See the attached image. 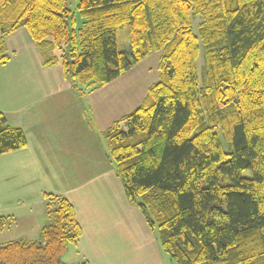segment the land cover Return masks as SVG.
<instances>
[{"label": "trees", "instance_id": "obj_1", "mask_svg": "<svg viewBox=\"0 0 264 264\" xmlns=\"http://www.w3.org/2000/svg\"><path fill=\"white\" fill-rule=\"evenodd\" d=\"M20 28L80 96L159 51V80L104 133L126 198L176 264H264V0H0V66ZM26 145L0 112V155ZM44 206L37 238L0 243V264H68L74 207Z\"/></svg>", "mask_w": 264, "mask_h": 264}, {"label": "crops", "instance_id": "obj_2", "mask_svg": "<svg viewBox=\"0 0 264 264\" xmlns=\"http://www.w3.org/2000/svg\"><path fill=\"white\" fill-rule=\"evenodd\" d=\"M4 44L9 61L0 69L15 74L0 70V112L24 131L27 145L0 155V233L15 225L11 240L35 239L45 218L44 193L61 195L82 230L64 262L165 264L156 230L127 200L104 137L159 80L160 52L80 96L59 64L44 63L50 52L36 47L25 28Z\"/></svg>", "mask_w": 264, "mask_h": 264}, {"label": "rangeland", "instance_id": "obj_3", "mask_svg": "<svg viewBox=\"0 0 264 264\" xmlns=\"http://www.w3.org/2000/svg\"><path fill=\"white\" fill-rule=\"evenodd\" d=\"M77 0H70V7L72 10H75V6H76ZM201 19L199 17H194L192 24H193V29L196 32L198 25L200 23ZM116 40H117V44H118V48L122 51H128L129 50V36H128V29L127 27H123L121 29H119L116 32ZM44 52H40L39 55L42 56ZM202 53L200 52L199 58L197 60V67H198V71H201L202 68ZM3 73H5L6 75H14V71H11L8 67H3L2 69H0ZM15 88V86H13ZM245 174H248L249 172H244ZM17 230V226L13 225L10 230H7L5 232L0 233V243L3 242H7L10 241L12 239V237L14 236L15 232ZM37 238V235H36ZM35 238V239H36ZM163 258H164V262L165 264H176L167 253L163 252ZM67 258L65 257V260Z\"/></svg>", "mask_w": 264, "mask_h": 264}]
</instances>
